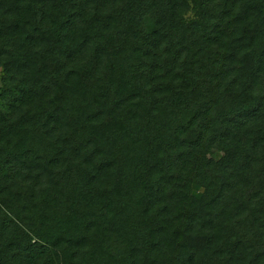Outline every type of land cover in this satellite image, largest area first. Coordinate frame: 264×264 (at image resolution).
I'll list each match as a JSON object with an SVG mask.
<instances>
[{
  "label": "trees",
  "instance_id": "obj_1",
  "mask_svg": "<svg viewBox=\"0 0 264 264\" xmlns=\"http://www.w3.org/2000/svg\"><path fill=\"white\" fill-rule=\"evenodd\" d=\"M0 264H264V0H0Z\"/></svg>",
  "mask_w": 264,
  "mask_h": 264
}]
</instances>
